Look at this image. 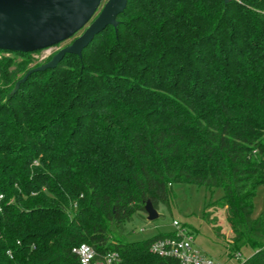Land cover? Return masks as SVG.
<instances>
[{
    "label": "trees",
    "instance_id": "trees-1",
    "mask_svg": "<svg viewBox=\"0 0 264 264\" xmlns=\"http://www.w3.org/2000/svg\"><path fill=\"white\" fill-rule=\"evenodd\" d=\"M117 20L18 88L0 50V264H79L81 244L179 264L149 249L172 233L128 240L175 184L221 188L234 251L257 249L239 264H264V0H128Z\"/></svg>",
    "mask_w": 264,
    "mask_h": 264
},
{
    "label": "rangeland",
    "instance_id": "rangeland-1",
    "mask_svg": "<svg viewBox=\"0 0 264 264\" xmlns=\"http://www.w3.org/2000/svg\"><path fill=\"white\" fill-rule=\"evenodd\" d=\"M108 1L102 0L91 20L72 37L57 45L35 51L16 52L14 49L4 50L6 52L2 57L14 60L11 63L12 65L7 63L8 66L9 64L11 65L9 69H24V73H20V79L16 82L15 87L18 88L33 73L56 68L66 55L73 54L81 57L82 53L81 55L67 53L55 66H46L55 61L56 56L61 51L75 44L99 17ZM110 26L117 30L118 23L116 26L114 24H110ZM23 53L29 54L23 56ZM222 195L223 190L221 188H216L211 191L205 187L193 184H175L172 186V197L169 205L161 204L158 209L159 217L153 221H149L147 218L135 219L129 225L132 232L128 235V240H144L154 237L159 233H173L175 231L173 221L176 220L193 235L195 246L202 252L225 264H239L240 261L252 256L257 249L249 245H243L239 250L234 251L233 243L229 242V240H232V233L225 218V210L212 206ZM208 206L210 208L206 210ZM263 210L264 185L260 186L254 198L253 216H258ZM205 211L211 213L209 221L204 217ZM211 219H215L216 224L221 227V235L214 228ZM238 253H241L240 257H236Z\"/></svg>",
    "mask_w": 264,
    "mask_h": 264
},
{
    "label": "water",
    "instance_id": "water-1",
    "mask_svg": "<svg viewBox=\"0 0 264 264\" xmlns=\"http://www.w3.org/2000/svg\"><path fill=\"white\" fill-rule=\"evenodd\" d=\"M128 0H109L99 17L88 30L70 46L61 51L55 66L67 53L81 55L82 50L96 34L110 24L117 25V16ZM228 1V0H225ZM102 0H0V50H42L57 45L78 32L93 17ZM147 219L159 217L151 200L145 203Z\"/></svg>",
    "mask_w": 264,
    "mask_h": 264
},
{
    "label": "built area",
    "instance_id": "built-area-1",
    "mask_svg": "<svg viewBox=\"0 0 264 264\" xmlns=\"http://www.w3.org/2000/svg\"><path fill=\"white\" fill-rule=\"evenodd\" d=\"M173 226L175 231L171 235L157 238L150 244L149 249L153 254L173 258L179 264H225L197 248L194 244L193 235L178 221L174 220ZM229 242L233 243L232 240ZM73 251L78 257L79 264H119L121 261V255L117 250L107 251L99 255L94 247L81 244ZM8 254L12 257L10 251ZM240 256L241 253L236 255V257Z\"/></svg>",
    "mask_w": 264,
    "mask_h": 264
}]
</instances>
